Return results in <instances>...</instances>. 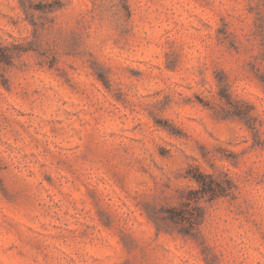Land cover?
I'll use <instances>...</instances> for the list:
<instances>
[{
  "label": "rangeland",
  "instance_id": "obj_1",
  "mask_svg": "<svg viewBox=\"0 0 264 264\" xmlns=\"http://www.w3.org/2000/svg\"><path fill=\"white\" fill-rule=\"evenodd\" d=\"M0 264H264V0H0Z\"/></svg>",
  "mask_w": 264,
  "mask_h": 264
},
{
  "label": "trees",
  "instance_id": "obj_2",
  "mask_svg": "<svg viewBox=\"0 0 264 264\" xmlns=\"http://www.w3.org/2000/svg\"><path fill=\"white\" fill-rule=\"evenodd\" d=\"M195 180L197 181V183L200 185L201 187V193L202 194H205L207 192H210V193H215L216 191V187H217V183H214L212 180L209 181V183H206L201 175L195 177ZM195 208L197 209V211H200V207L198 206H195ZM185 214L181 211H177L175 208H171L169 210V217L172 219V220H176L177 222H180V221H183L185 220L186 218H184ZM196 224H198V222H195ZM194 227V222L192 223H189L187 228H185L186 230V233H189L191 231V229H193Z\"/></svg>",
  "mask_w": 264,
  "mask_h": 264
}]
</instances>
